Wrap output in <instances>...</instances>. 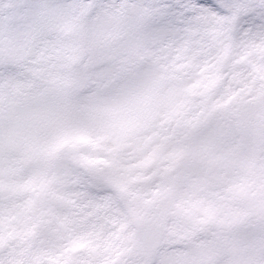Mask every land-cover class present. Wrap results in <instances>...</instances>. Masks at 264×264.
Segmentation results:
<instances>
[{
  "label": "snow or ice",
  "instance_id": "6c2138e0",
  "mask_svg": "<svg viewBox=\"0 0 264 264\" xmlns=\"http://www.w3.org/2000/svg\"><path fill=\"white\" fill-rule=\"evenodd\" d=\"M144 109L168 121L174 145L161 157V196L177 181L208 183L220 158L208 159L207 146L264 127V0H0V264H100L76 252L83 237L56 261L40 253L76 227L91 236L105 225L124 245L105 264H211L228 238L197 233L221 215L264 220V180L243 210L231 186L201 200L183 243L167 225L169 205L154 197L135 207L132 178L102 145ZM207 128L216 134L199 141ZM255 162L264 175V145Z\"/></svg>",
  "mask_w": 264,
  "mask_h": 264
},
{
  "label": "rangeland",
  "instance_id": "374dc122",
  "mask_svg": "<svg viewBox=\"0 0 264 264\" xmlns=\"http://www.w3.org/2000/svg\"><path fill=\"white\" fill-rule=\"evenodd\" d=\"M182 63L183 66L178 69V72L192 83L193 67L187 62ZM196 71L202 74L199 70ZM205 71L208 72L209 77H213L212 66ZM192 91L194 93L203 91V87L194 86ZM215 134L213 129L205 141ZM170 135L168 121L158 119L153 109H144L117 125L115 135L106 138L102 145L106 151L116 153L121 162L122 171L132 178V191L138 194L132 203L141 210L153 207L154 197L166 205L179 198L185 205L184 217L191 219L198 217L196 211L200 209L201 200H217L225 195L229 186L237 197L235 203L243 205L245 197L257 187L258 181L264 180V175L257 171L255 162L261 145H264V127L256 126L248 129L245 139L235 144L228 138H221L207 146L206 156L211 153L214 154L213 157L220 158L217 166L208 173L211 176L208 183L201 187H194V181H177L161 196L157 190L159 171L150 176H145L143 173L146 166L161 168V157L170 151L166 139ZM242 144L246 145V150L241 149ZM103 154V152L100 153V155ZM182 184L183 187H181ZM236 210L238 209H232V211ZM11 223L16 224L17 220L12 219ZM117 227L105 225L102 231L97 229L91 236L84 234L85 229L76 227L75 231L65 232L63 237L53 239L41 251L40 256L46 261H56L61 258L64 250L71 246L72 241L83 237L80 240L81 246L76 249V252H90L100 261V264L115 261L118 259V254L124 252V245L117 234ZM87 231L92 230L87 229Z\"/></svg>",
  "mask_w": 264,
  "mask_h": 264
},
{
  "label": "clouds",
  "instance_id": "9594fccd",
  "mask_svg": "<svg viewBox=\"0 0 264 264\" xmlns=\"http://www.w3.org/2000/svg\"><path fill=\"white\" fill-rule=\"evenodd\" d=\"M212 128H207L197 133L199 141H205L212 133ZM169 149L174 150V145H169ZM214 154L209 153L208 159L213 158ZM191 153L185 156V161L190 160ZM158 166L148 167L144 169V175H155ZM195 170V169H194ZM184 202L177 198L169 202V215L167 216V225L173 229V235L178 243H183L189 236L191 228L183 214H177L176 205ZM237 208L242 209L241 205ZM203 209L200 207L196 211V215L201 216ZM242 223L234 224V218L221 215L216 222L207 225L203 234L197 233V236L203 237V240L213 239L214 232L224 231L228 238V243L217 248L207 259L211 264H264V220H258L253 214L241 217ZM128 224L130 227L135 225V217L131 216ZM229 224H234L231 230L228 229Z\"/></svg>",
  "mask_w": 264,
  "mask_h": 264
}]
</instances>
